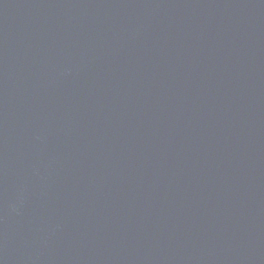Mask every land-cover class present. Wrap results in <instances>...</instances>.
Returning a JSON list of instances; mask_svg holds the SVG:
<instances>
[{
    "label": "water",
    "instance_id": "95a60500",
    "mask_svg": "<svg viewBox=\"0 0 264 264\" xmlns=\"http://www.w3.org/2000/svg\"><path fill=\"white\" fill-rule=\"evenodd\" d=\"M0 264H264V0H0Z\"/></svg>",
    "mask_w": 264,
    "mask_h": 264
}]
</instances>
